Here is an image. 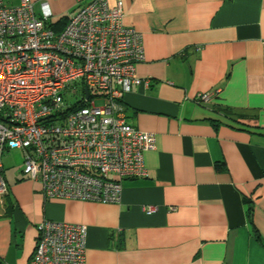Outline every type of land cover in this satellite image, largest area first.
<instances>
[{
    "label": "crops",
    "instance_id": "obj_1",
    "mask_svg": "<svg viewBox=\"0 0 264 264\" xmlns=\"http://www.w3.org/2000/svg\"><path fill=\"white\" fill-rule=\"evenodd\" d=\"M31 1L60 30L90 0ZM118 1L143 35L122 106L155 135L146 175L119 202L47 199L4 151L0 264H28L44 220L86 225V264H264V0Z\"/></svg>",
    "mask_w": 264,
    "mask_h": 264
},
{
    "label": "built area",
    "instance_id": "obj_2",
    "mask_svg": "<svg viewBox=\"0 0 264 264\" xmlns=\"http://www.w3.org/2000/svg\"><path fill=\"white\" fill-rule=\"evenodd\" d=\"M40 10L31 0H0V202L8 193L2 155L10 149L22 152L23 174L44 198L119 202L122 181L144 177V153L156 147L155 135L129 124L122 106L140 82L143 35L124 25L121 1L81 4L60 30L48 24L47 2ZM216 92L195 100L206 103ZM86 234L84 224L42 221L28 264H86Z\"/></svg>",
    "mask_w": 264,
    "mask_h": 264
},
{
    "label": "rangeland",
    "instance_id": "obj_3",
    "mask_svg": "<svg viewBox=\"0 0 264 264\" xmlns=\"http://www.w3.org/2000/svg\"><path fill=\"white\" fill-rule=\"evenodd\" d=\"M95 103H96V105H102V100H95ZM22 157L23 156H22L21 151L13 150V151H11L8 158L13 164L17 165L18 163L22 164Z\"/></svg>",
    "mask_w": 264,
    "mask_h": 264
},
{
    "label": "trees",
    "instance_id": "obj_4",
    "mask_svg": "<svg viewBox=\"0 0 264 264\" xmlns=\"http://www.w3.org/2000/svg\"><path fill=\"white\" fill-rule=\"evenodd\" d=\"M65 23H66V22H65ZM65 23H64V24H65ZM48 24H49L50 26H52V24H50V22H49V21H48ZM55 30H56V29H55Z\"/></svg>",
    "mask_w": 264,
    "mask_h": 264
}]
</instances>
